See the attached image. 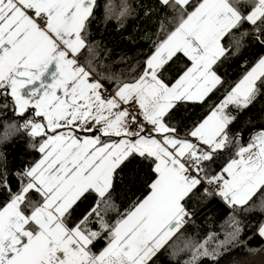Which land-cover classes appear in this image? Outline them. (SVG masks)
Masks as SVG:
<instances>
[{"label": "snow or ice", "instance_id": "6c2138e0", "mask_svg": "<svg viewBox=\"0 0 264 264\" xmlns=\"http://www.w3.org/2000/svg\"><path fill=\"white\" fill-rule=\"evenodd\" d=\"M155 3L165 17L174 14V27L165 31L161 21L164 39L154 42L141 68L130 66L122 76L99 72L94 63L110 67L104 63L109 51L102 57L88 40L98 0H0V95H10L22 117L32 109L22 127L39 138L42 154L16 173L15 191L0 175V189L9 193L0 207V264H155L186 223V201L202 183L209 186L203 196H212L214 186L233 209L258 193L264 201V130L238 145L239 159L220 173L207 171L219 152L241 138L237 133L229 140L232 109L249 107L264 86V57L245 65L233 82L215 70L233 46L237 52L252 43L264 48V0ZM127 14L125 7L118 26ZM177 54L190 64L169 84L161 70ZM215 92L222 99L214 100ZM178 101L209 109L183 135L171 123L180 119ZM138 158L149 161L155 174L150 191L110 221L105 217L117 177ZM89 197L91 208L72 221L74 206ZM242 232L233 218L227 242L244 243ZM258 234L264 238V222ZM101 237L107 245L95 254L91 245ZM190 246L187 264L215 258L204 243Z\"/></svg>", "mask_w": 264, "mask_h": 264}, {"label": "trees", "instance_id": "16d2710c", "mask_svg": "<svg viewBox=\"0 0 264 264\" xmlns=\"http://www.w3.org/2000/svg\"><path fill=\"white\" fill-rule=\"evenodd\" d=\"M193 3L196 0H192ZM94 18L88 25V40L94 42L103 57L105 49L109 51L104 60L109 68L100 67V60H95L99 72L116 73L128 76L130 66L141 68L143 60L153 48L157 40L164 39V32L160 30L163 21L165 31L174 27V14L169 11L167 17L163 10L156 6L155 0H98ZM127 7L128 14L122 17V25L118 26L117 16ZM248 7L241 11L247 12ZM148 12L146 15L145 13ZM249 25L245 24L244 28ZM223 43L230 42L226 37ZM87 56L85 51L81 60ZM264 57V48L255 43L241 48L238 52L233 46L232 53L222 63L215 66L217 73L225 81L238 80L244 66L251 67L253 62ZM190 62L182 54H177L162 69L163 79L172 84L185 70ZM213 99H222L220 92L213 93ZM14 103L9 95H0V175H2L15 191L18 178L16 173L41 158L38 151L39 138H30L22 127L29 112L20 116L15 112ZM180 119L173 120V125H179L181 135L187 128L208 114V107L199 103L178 101ZM236 121L230 126L229 140L232 141L237 133L241 138L236 144H229L219 152L216 159L207 169L209 175L220 173L231 160L235 159L237 146L247 145L250 137H254L260 130H264V86L261 87L256 99L243 111L232 109ZM155 178L149 161L138 158L119 174L116 188L109 202L106 219L115 221L120 213L130 208L135 202L142 200L148 193V185ZM206 183L199 186L197 196L186 201L190 212V220L169 241L161 251L155 264H187L192 255L191 243H204L210 252H215V258L203 256L197 264H264V241L258 235V226L264 222V201L257 196L243 208L234 209L225 204L218 196H203ZM9 193L0 189V207L8 201ZM37 197L34 196V199ZM93 198L82 199L72 209V221L82 217L92 206ZM233 218L243 225V232L239 239L244 243H228L229 234L233 232ZM93 229L97 228L92 225ZM107 245V240L98 238L91 245L92 252L99 254Z\"/></svg>", "mask_w": 264, "mask_h": 264}, {"label": "built area", "instance_id": "2783aa9c", "mask_svg": "<svg viewBox=\"0 0 264 264\" xmlns=\"http://www.w3.org/2000/svg\"><path fill=\"white\" fill-rule=\"evenodd\" d=\"M205 187L208 188L209 186H208L207 184H205ZM209 190H210V191H213V195H212L213 197L217 196V195L215 194V192H214V186H213L212 188H210ZM224 203H225V202H224ZM225 204H227V203H225ZM227 205H228V204H227ZM228 206H229V205H228ZM229 207H230V206H229ZM230 209H231V211H234V209H233L232 207H230ZM189 213H190V212H189ZM189 220H190V216L186 218V223L189 222ZM186 223H185V224H186Z\"/></svg>", "mask_w": 264, "mask_h": 264}, {"label": "crops", "instance_id": "0c3cea01", "mask_svg": "<svg viewBox=\"0 0 264 264\" xmlns=\"http://www.w3.org/2000/svg\"><path fill=\"white\" fill-rule=\"evenodd\" d=\"M9 97L12 99V101H13V103H14V100H13V98L9 95ZM29 111H32V109L31 108H29L28 109V111L27 112H29ZM15 112L17 113V111H16V109H15ZM26 112V113H27ZM114 139H118V138H114ZM235 159H239V157H236ZM223 202H225L219 195H217ZM226 203V202H225ZM259 235V234H258ZM260 236V235H259ZM260 238L264 241V238H262L261 236H260Z\"/></svg>", "mask_w": 264, "mask_h": 264}]
</instances>
